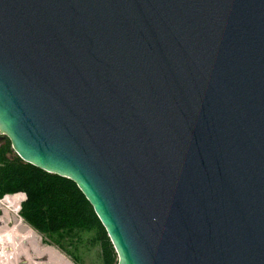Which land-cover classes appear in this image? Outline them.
I'll list each match as a JSON object with an SVG mask.
<instances>
[{
	"label": "water",
	"instance_id": "water-1",
	"mask_svg": "<svg viewBox=\"0 0 264 264\" xmlns=\"http://www.w3.org/2000/svg\"><path fill=\"white\" fill-rule=\"evenodd\" d=\"M0 135L117 264H264V0H0Z\"/></svg>",
	"mask_w": 264,
	"mask_h": 264
},
{
	"label": "trees",
	"instance_id": "trees-1",
	"mask_svg": "<svg viewBox=\"0 0 264 264\" xmlns=\"http://www.w3.org/2000/svg\"><path fill=\"white\" fill-rule=\"evenodd\" d=\"M18 193L25 195L20 217L59 249L71 256L67 245H75L82 232H92L100 264H117L104 228L74 182L22 161L4 137L0 139V198Z\"/></svg>",
	"mask_w": 264,
	"mask_h": 264
},
{
	"label": "rangeland",
	"instance_id": "rangeland-1",
	"mask_svg": "<svg viewBox=\"0 0 264 264\" xmlns=\"http://www.w3.org/2000/svg\"><path fill=\"white\" fill-rule=\"evenodd\" d=\"M2 138H4V136L0 135V139ZM2 198H0V200ZM2 204L3 203L0 202V230L8 231L16 225L20 233H23L28 226L36 235H30V240H26L25 242L19 237L17 240L14 237H11V240L16 242L19 246V250L24 253L16 255L17 250L9 246V248L3 249L4 256H2L3 252L0 255V264H58L57 259L59 257L62 260H68L70 264H77L75 260L78 264H100L99 246L92 241V232H82L75 245H67V250H69L71 254L70 256L63 250L59 249V247H57L49 238L31 228L20 217L19 210L17 214L11 208L6 209L7 211L2 210ZM19 219H21V222ZM9 233L12 232H8V234ZM27 233H29V231ZM5 236L7 235H3V237ZM65 242L67 241H63V243ZM54 251H56V253H54ZM5 256H8L9 260H7Z\"/></svg>",
	"mask_w": 264,
	"mask_h": 264
},
{
	"label": "bare ground",
	"instance_id": "bare-ground-1",
	"mask_svg": "<svg viewBox=\"0 0 264 264\" xmlns=\"http://www.w3.org/2000/svg\"><path fill=\"white\" fill-rule=\"evenodd\" d=\"M23 198H24V195L22 193H20V194H8V195H5L0 200V202L3 203L2 206H1V207H3L2 210H6V209H10L11 208L17 214V212L19 210V207H20V202L23 200ZM19 221L21 222V219H19ZM28 231H29V233H27ZM8 232H12V233H9L8 234ZM3 235H7V236H5L6 238L3 237ZM30 235H36V234L28 226L26 227V229H25V231L23 233H20V231H19V229H17V226L16 225H14L13 228H11L8 231L0 230V255L3 252V255L2 256H4L3 249L9 248V246H11L12 248H15L17 250L16 251L17 252L16 255L23 254L24 252H21L19 250V246L16 244V242H14L13 240H11V237H14L16 240L19 237L21 240L23 239V241L25 242L26 240H30V238H29ZM54 253H56V251H54ZM5 258L7 260H9V257L8 256H5ZM57 260H58V264H70L68 262V260H64V259L62 260V259H60V257Z\"/></svg>",
	"mask_w": 264,
	"mask_h": 264
},
{
	"label": "built area",
	"instance_id": "built-area-1",
	"mask_svg": "<svg viewBox=\"0 0 264 264\" xmlns=\"http://www.w3.org/2000/svg\"><path fill=\"white\" fill-rule=\"evenodd\" d=\"M24 198H25V195H24ZM24 198H23V200H24ZM20 208V207H19Z\"/></svg>",
	"mask_w": 264,
	"mask_h": 264
}]
</instances>
